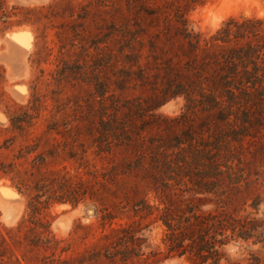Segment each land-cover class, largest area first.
<instances>
[{
    "label": "rangeland",
    "instance_id": "1",
    "mask_svg": "<svg viewBox=\"0 0 264 264\" xmlns=\"http://www.w3.org/2000/svg\"><path fill=\"white\" fill-rule=\"evenodd\" d=\"M170 3L188 4L185 17L202 39L230 18L264 19V0H0V264H192L168 256L163 242L148 144L158 130L147 126L137 137L141 122L123 118V108L118 130L108 131L107 121L113 100L156 101L155 19L162 15L154 9L171 13ZM218 17L217 27H205ZM184 105L182 97L167 100L154 108V121L179 118ZM128 120L130 139L143 141L137 151L120 130ZM249 133L231 143L249 172L236 207L239 216L264 219L262 204L250 206L264 197V120ZM60 177L80 183L83 199L42 209L47 228H39L28 221V187ZM215 200L197 195L194 203L207 211ZM251 254L264 262L260 243L236 238L221 248L219 264H245Z\"/></svg>",
    "mask_w": 264,
    "mask_h": 264
},
{
    "label": "trees",
    "instance_id": "2",
    "mask_svg": "<svg viewBox=\"0 0 264 264\" xmlns=\"http://www.w3.org/2000/svg\"><path fill=\"white\" fill-rule=\"evenodd\" d=\"M167 6L172 7L171 13L154 9L156 17L162 15L155 19L161 23L154 34V61H158L154 69L161 84L156 101L138 99L125 106L111 101L108 131L118 130L121 108L125 109L123 118L140 120L137 137L145 127L155 125L158 133L148 142L154 159L150 178L163 205L159 220L165 227L168 256H185L192 264H219L221 248L230 240L252 239L264 247V219L238 214L241 182L247 189L249 172L239 166L241 157L231 147L264 120V19L230 18L208 39H202L185 17L188 4ZM104 89L105 84L98 90L99 96ZM176 97L184 99L185 112L176 119L157 116L154 121V108ZM128 122L122 121L120 130L126 145H134L137 151L135 144L143 141L130 139L128 134L135 127ZM76 185L64 177L33 182L28 187L33 194L28 221L46 230L39 217L41 210L52 203L76 205L83 199L80 183ZM197 195L216 197L214 208L201 211L194 203ZM260 204L264 206V197L257 194L250 206L257 210ZM245 264L264 262L251 254Z\"/></svg>",
    "mask_w": 264,
    "mask_h": 264
},
{
    "label": "bare ground",
    "instance_id": "3",
    "mask_svg": "<svg viewBox=\"0 0 264 264\" xmlns=\"http://www.w3.org/2000/svg\"><path fill=\"white\" fill-rule=\"evenodd\" d=\"M220 19V17H218V18H213V19H211V20H209L207 23H206V25H205V27L206 28H208L209 30H212V29H214L215 27H217V22H218V20ZM23 56V55H22ZM25 56H23V57H21L20 58V60L23 62L24 61V58ZM16 58V57H15ZM15 58H14V60H15ZM18 58V57H17ZM17 58H16V60H15V62L14 63H18L17 61ZM20 62V61H19ZM13 63V64H14ZM24 63V62H23ZM23 63H21V64H23ZM12 64V63H11ZM9 65H10V62H9ZM15 66V65H14ZM18 66H20V65H18ZM15 68V67H14ZM66 205H61L60 207H65ZM6 212V211H5ZM7 213V212H6ZM91 213V212H90ZM7 216H8V218H9V215H8V213L6 214ZM11 219V218H10Z\"/></svg>",
    "mask_w": 264,
    "mask_h": 264
},
{
    "label": "water",
    "instance_id": "4",
    "mask_svg": "<svg viewBox=\"0 0 264 264\" xmlns=\"http://www.w3.org/2000/svg\"><path fill=\"white\" fill-rule=\"evenodd\" d=\"M90 212H91V214H92V210L88 209V210H87V213H89V214H90Z\"/></svg>",
    "mask_w": 264,
    "mask_h": 264
},
{
    "label": "snow or ice",
    "instance_id": "5",
    "mask_svg": "<svg viewBox=\"0 0 264 264\" xmlns=\"http://www.w3.org/2000/svg\"><path fill=\"white\" fill-rule=\"evenodd\" d=\"M0 119H2V117H0Z\"/></svg>",
    "mask_w": 264,
    "mask_h": 264
}]
</instances>
